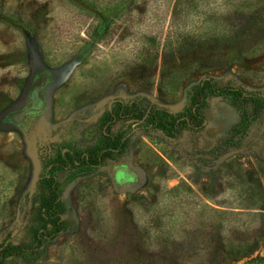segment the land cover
Here are the masks:
<instances>
[{
	"label": "rangeland",
	"instance_id": "rangeland-1",
	"mask_svg": "<svg viewBox=\"0 0 264 264\" xmlns=\"http://www.w3.org/2000/svg\"><path fill=\"white\" fill-rule=\"evenodd\" d=\"M206 78L239 106L200 101ZM5 244L0 264H264V0H0Z\"/></svg>",
	"mask_w": 264,
	"mask_h": 264
},
{
	"label": "trees",
	"instance_id": "trees-1",
	"mask_svg": "<svg viewBox=\"0 0 264 264\" xmlns=\"http://www.w3.org/2000/svg\"><path fill=\"white\" fill-rule=\"evenodd\" d=\"M194 93L196 96H199L200 101L205 95L218 94V95L224 96L232 105L236 107L239 106V96H240L239 90L230 87L225 81H222L220 79L206 78L202 80L200 83L196 85ZM115 111H116L115 106L111 107L109 110V116L114 117ZM140 115L141 113H138V112L131 113L130 111L126 114V116H128L127 118L139 117ZM158 118H160V116H158ZM165 124L166 123H158V126L162 128V130H165L167 128ZM44 208L46 210H49L48 214L50 215L52 212L51 211L52 206L50 204H47L45 205ZM46 222H49V221H47L46 219ZM16 247L17 245L5 244L4 246L0 248V255L2 256V251H5L6 253L15 252ZM261 257H264V255L257 256V258H261Z\"/></svg>",
	"mask_w": 264,
	"mask_h": 264
}]
</instances>
